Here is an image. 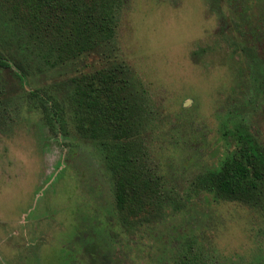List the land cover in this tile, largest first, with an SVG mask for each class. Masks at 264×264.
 I'll return each instance as SVG.
<instances>
[{
	"label": "rangeland",
	"instance_id": "1",
	"mask_svg": "<svg viewBox=\"0 0 264 264\" xmlns=\"http://www.w3.org/2000/svg\"><path fill=\"white\" fill-rule=\"evenodd\" d=\"M216 13L210 0H123L107 48L33 69L30 84L65 101L69 78L125 67L165 192L126 223L99 142L70 116L63 135L50 130L29 103L33 87L0 71V264H175L185 249L203 264H264V214L198 183L220 158L223 123L264 139V15L245 24L252 49L237 76Z\"/></svg>",
	"mask_w": 264,
	"mask_h": 264
},
{
	"label": "trees",
	"instance_id": "2",
	"mask_svg": "<svg viewBox=\"0 0 264 264\" xmlns=\"http://www.w3.org/2000/svg\"><path fill=\"white\" fill-rule=\"evenodd\" d=\"M122 4L123 0H0V71H8L21 87H33L29 79L40 63L60 65L100 53L116 35ZM210 6L217 11L222 43L230 50L228 56L236 58L239 76L237 71L248 62L245 51L252 49L244 42L245 24L264 15V0H210ZM65 86V101L51 89L33 87L27 94L29 103L56 134L66 132L70 116L81 134L99 142L122 223L160 205L165 192L140 137L141 99L125 67L109 63L69 78ZM7 101H0V107ZM252 128L223 123L220 158L198 183L215 200L241 203L264 214V139ZM175 264L203 263L185 249Z\"/></svg>",
	"mask_w": 264,
	"mask_h": 264
}]
</instances>
